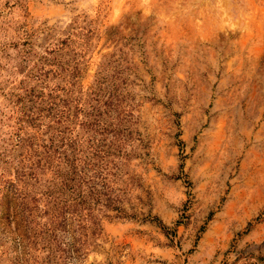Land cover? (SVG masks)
Segmentation results:
<instances>
[{"label":"rangeland","instance_id":"374dc122","mask_svg":"<svg viewBox=\"0 0 264 264\" xmlns=\"http://www.w3.org/2000/svg\"><path fill=\"white\" fill-rule=\"evenodd\" d=\"M63 150L127 214L0 264H264V0H0V204Z\"/></svg>","mask_w":264,"mask_h":264},{"label":"trees","instance_id":"16d2710c","mask_svg":"<svg viewBox=\"0 0 264 264\" xmlns=\"http://www.w3.org/2000/svg\"><path fill=\"white\" fill-rule=\"evenodd\" d=\"M60 154L63 157L59 156L55 160L49 151L39 153L38 160L29 167L32 169L29 172L30 178L36 182L39 179L34 169L44 165L52 169L51 177L44 180L43 189L38 191V196L31 195L30 191L22 193L12 183L6 188V200L0 204V217L5 214L6 219L9 218L14 223V239L20 246V257L17 260H23L29 253L28 240L31 237L40 239L50 253L53 247L69 255L72 261L78 260L83 254V244L67 239H88L89 234L93 236L101 233L100 218L94 213L98 210L97 205L101 204L113 211V217L127 214L118 204L117 195H112L113 190L108 184V176L114 175L113 173L104 167L89 175L87 169L78 168L65 150ZM9 201L12 202L11 207ZM35 216L46 219L36 221ZM60 246L62 248L58 249Z\"/></svg>","mask_w":264,"mask_h":264}]
</instances>
